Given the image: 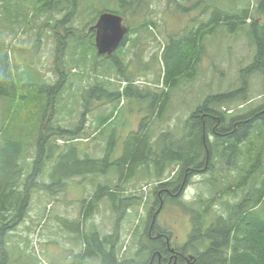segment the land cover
Listing matches in <instances>:
<instances>
[{
  "label": "rangeland",
  "instance_id": "1",
  "mask_svg": "<svg viewBox=\"0 0 264 264\" xmlns=\"http://www.w3.org/2000/svg\"><path fill=\"white\" fill-rule=\"evenodd\" d=\"M208 2L234 10L244 5L241 0H139L128 8L123 7L121 0H77L75 5L71 0H63L57 6L48 0H0V45L7 49L10 72L16 81L60 85V92L54 99L53 91L42 92L44 97L41 99L35 95L36 91H30L28 98L14 100L11 112H7L8 105H4L7 100L0 101V121L8 119L16 124L25 123L21 128L29 129V143L21 159L24 174L32 169L36 138L42 123L47 128L50 125L70 129L79 126L77 134L80 137L73 141L78 157L99 159L107 154L108 160L113 161L122 155L124 141L131 132L137 131L141 122H147L148 129L141 139L140 156L148 151L152 142L157 144L155 153L159 154V147L165 140H175L182 135L187 117L209 95L233 92L230 97L233 100L222 98L226 102L219 108L234 115L247 114L261 107L264 104V77L247 75V90L239 89L240 74L251 64L255 53L254 41L246 34L249 20L232 33H229L227 24L216 27L203 38L205 51L197 63L195 75L181 79L176 87L165 88L161 84L164 64L160 52L164 43L185 27H191L194 20L205 19L204 9L208 12ZM256 2L251 0L252 13ZM41 4L50 6L42 8ZM122 7L125 8L124 24H128L132 31L125 46L115 50L120 58V63H116L96 55L92 45L93 34L87 27L94 23L92 20L99 12L120 11ZM64 18H67L65 23ZM16 20L20 22L16 23ZM65 30H73L72 35L65 36ZM86 48L92 49L87 56ZM126 80H130L138 94L122 95L107 102L101 94L103 85L111 91H121ZM94 83L100 85L93 93L96 97L85 101L82 94ZM25 90L22 88L19 95ZM162 90L168 93V101L160 108L159 114V107L153 109L152 93L157 95ZM84 102L91 108L85 113L82 110ZM43 107H46L45 112ZM82 114L84 119L81 123ZM102 117L109 118L103 125L100 122ZM54 136L52 133L49 138L58 148H64L69 142L72 144L68 136ZM86 136L88 138L84 139ZM209 138L213 139L210 135ZM54 159L51 157L45 161L44 176L38 180H49L48 173ZM208 163L211 168L208 165L205 170L188 177L182 193L174 198V202H164L162 207L160 202L153 203V192L159 180L176 176L174 172L180 169L177 164L164 168L162 175L157 177L152 163L153 167H139L131 177L122 176V180H117L118 171L113 164L107 174L98 172L67 179L65 189L56 195L35 190L24 216L7 233V264H71L73 254L81 249L80 237L71 228L77 219L83 217L80 211L82 201L98 186L112 187L113 184L121 186V196H130L133 204L116 212L108 198L100 196L96 207L84 216V228L95 227L107 234L114 231L117 223L120 252L124 257H132L138 246L139 234L149 224L148 220H152L149 213L158 211L156 226L171 235L175 246L183 247L188 239L185 229L191 225L192 213L179 206L180 200L187 205L195 198H214L209 213L215 217L216 213L224 210L225 199L233 201L242 196L237 188L236 195L223 197L226 185L236 180L233 176L237 173L224 169L217 156ZM211 178L215 185L208 182ZM195 248L202 250L204 245L198 243ZM187 250L192 253V249ZM87 264L98 262L92 259Z\"/></svg>",
  "mask_w": 264,
  "mask_h": 264
},
{
  "label": "trees",
  "instance_id": "2",
  "mask_svg": "<svg viewBox=\"0 0 264 264\" xmlns=\"http://www.w3.org/2000/svg\"><path fill=\"white\" fill-rule=\"evenodd\" d=\"M48 1L50 4L57 6L63 0ZM121 1L123 7L127 6L128 8L131 7L134 1L139 2V0ZM241 1H244V5L237 10L224 9L217 6L216 3L208 2V12L204 9L203 16H205V19L194 20L191 27H185L178 34L169 37L160 52V58L164 64L161 84L165 88L176 87L181 79L190 74L195 75L197 63L205 51L202 41L208 33L224 24L229 25V33H232L236 29H240V25L247 20L249 21H247L246 34L252 42L254 41L255 53L251 64L240 74L241 84L239 89L244 90V92L247 90V75L258 74L264 77V0H257L253 13L251 12L253 7L251 0ZM75 3L77 4V0H71V4L75 5ZM43 5L41 4L40 7L47 8ZM123 7L120 11H103L117 13L124 20L125 8ZM5 9L8 11L7 8ZM17 12L18 10H15L18 15ZM101 12L92 21L95 22ZM66 21L67 18H64L63 22ZM17 22H20V20H16ZM91 26L87 28L92 35ZM126 26L127 32L117 49H122L125 46L128 35L132 31L128 24ZM64 33L65 36H71L73 30H65ZM62 40H59L61 44H63ZM91 50V48L90 50L85 49L86 56ZM95 53L98 56L120 63V58L116 56L115 51L111 55ZM10 65L7 49L1 48L0 45V101L7 100V103H4V105H8L7 112H11L14 100L28 98L30 91H36L35 95L39 99L44 97L42 92L53 91L54 96L52 99L56 97L55 94L58 91L60 92L59 83L56 85L18 83L10 72ZM126 81L127 83L121 91H111L103 85L101 94L107 102H112L119 96L122 97V95L138 94L133 90L134 86L130 80ZM99 87V83H94L86 89L82 94L84 100L87 101L88 98L94 97L95 94L93 93ZM22 88L27 89V91L25 90L19 95ZM244 95L246 97V94ZM152 96L153 109L159 107L160 114V108L168 101V93L162 90L157 95L152 93ZM232 96L233 92H228L206 97L203 103L198 105L185 120L184 131L179 138L165 140L159 147V154L157 155L155 153L158 150L157 144L152 142L148 147V151L144 154L145 156L143 155L144 157L140 156L138 150L140 149L141 139L146 136L147 122H141L137 131L128 135L124 141L122 155L113 161L108 160L107 154L99 159L89 158L88 156L78 157V150L73 146V141L80 137L77 134L79 126L70 129L59 125L56 127L50 125L47 128L42 123L36 138L32 169L27 175L24 174L21 159L25 156L29 143V129L21 128V126H25V123L22 125L16 124L13 120L8 119L0 121V264H7L9 259L6 251L7 233L24 216L26 205L35 190H44L49 195H56L65 189L69 181L67 179L98 172L107 174L109 173V167L113 164L117 167V180H120L122 176L131 177L139 167L147 168L155 165L156 170L154 171L158 177L159 174L162 175L164 168L169 167V165H179L177 168L180 169H177L176 176H179L180 180H170L171 178L159 180L153 192L155 196L153 203H158L157 192L159 190L170 187V185H175L174 187L178 188L180 183L187 181L182 179H188L191 174H194L196 168L202 167L204 160L207 161V167L209 165V168H211V164L208 162L214 160L216 156L218 160L223 162L224 169L237 173V176H233L236 177V180L226 185L223 197L236 195L237 188L242 192V196L236 201L225 199L223 202L225 205L224 210L216 213L215 217L210 216L209 213L210 204L214 201V198L208 200L195 198L190 200V204L187 205L180 202V200L178 202L179 206L183 207L184 211L192 213V233H190L189 241L184 249H192L193 264H264V104L247 114L234 115L227 113L226 109L221 110L219 108L226 101L233 100L230 99ZM224 97L228 99L226 101L225 99L222 100ZM82 106L83 113L91 109L90 106H87V102H84ZM42 110L45 112L46 107H43ZM103 118L100 121L101 125L109 119L104 118L103 121ZM83 119L82 114L81 123ZM14 124H16V127L13 126ZM16 128L17 131H14ZM52 133L59 137L68 136L72 144L67 143L64 148H58L50 141L49 136ZM163 134L169 135V133ZM209 135L213 137L212 140H210ZM87 138L88 136L84 137V139ZM51 157L55 158V162L48 173L49 180L45 183L38 180V178L44 176L45 161ZM152 163L154 164L152 165ZM211 180L212 178L208 182L215 185ZM174 181L176 184H172ZM121 191L122 187L118 184H113L112 187L109 185L98 186L91 196L82 201L80 211L83 217L77 219L75 226L71 228L80 237L81 249L77 254H73L71 264H87L88 260L92 259L96 260L98 264H148L149 253L158 248L155 245L156 243L146 235L150 220H148L149 224L144 226L143 233L139 234L138 246L132 257H124L120 252L121 246H119L117 223L114 231L107 234L101 233L95 227L84 228L83 220L86 219L84 216L96 207L100 196H106L116 212L120 209L123 210L124 206H131L133 198L130 196L122 197ZM173 200L174 198H169L164 201L174 202ZM152 214L149 213L148 217ZM198 243L199 245L203 244L204 249H196L195 246Z\"/></svg>",
  "mask_w": 264,
  "mask_h": 264
},
{
  "label": "flooded vegetation",
  "instance_id": "3",
  "mask_svg": "<svg viewBox=\"0 0 264 264\" xmlns=\"http://www.w3.org/2000/svg\"><path fill=\"white\" fill-rule=\"evenodd\" d=\"M91 30L93 31V43H92V45L95 49V52H97L96 48L94 46V32H95V30L94 29H91ZM202 165L203 166L201 168H196L194 174H191V176L201 172L202 170H205L207 167V161H204V163ZM175 174H176V172H174L173 175H175ZM170 178H169L170 180H180L179 176L178 177L176 176L174 178H173V176H171ZM182 180H187V179L184 178ZM184 183H185V181L180 183L178 188H175L174 187L175 185H173V186L164 188L161 191L159 190L157 192V197H158V200L160 202V207L163 205L164 200L169 199V198L170 199L171 198H177L179 196V194H181L183 191V187L185 185ZM172 184H176V182L174 181ZM179 190H180V192H179ZM157 214H158V211L155 212L154 214H152V216H151L152 220L150 221V224H149L147 231H146L147 237L149 239H151L152 241H154L155 243L157 242L155 245L158 246V248H155L151 253H149L148 264H193V261H194L193 256L194 255L190 251H188L187 248L184 249L187 242L189 241L190 233H192V221H191L190 227L188 226L185 229L186 235L188 234V239L185 241V244H183V247L179 248L173 244L171 235L169 233L160 230L156 226L155 218H156Z\"/></svg>",
  "mask_w": 264,
  "mask_h": 264
},
{
  "label": "water",
  "instance_id": "4",
  "mask_svg": "<svg viewBox=\"0 0 264 264\" xmlns=\"http://www.w3.org/2000/svg\"><path fill=\"white\" fill-rule=\"evenodd\" d=\"M91 29L95 30L94 45L97 53L101 55L113 53L127 32L123 17L110 11L101 12Z\"/></svg>",
  "mask_w": 264,
  "mask_h": 264
},
{
  "label": "bare ground",
  "instance_id": "5",
  "mask_svg": "<svg viewBox=\"0 0 264 264\" xmlns=\"http://www.w3.org/2000/svg\"><path fill=\"white\" fill-rule=\"evenodd\" d=\"M39 2V1H38ZM237 8V7H236ZM239 8V7H238ZM47 13V12H46ZM5 54V53H4ZM56 95V94H55ZM264 137V136H263ZM49 140V139H48ZM70 143V142H69ZM60 145V144H59ZM188 148H190V147H188ZM166 151V150H165ZM169 152V151H168ZM184 152V151H183ZM223 153V152H222ZM145 156V155H144ZM143 156V157H144ZM169 156V155H168ZM140 160H142V159H140ZM205 161V160H204ZM140 162V161H139ZM142 162H144L143 160H142ZM177 162V161H176ZM179 162V161H178ZM157 163V162H156ZM183 164V163H182ZM165 165V164H164ZM187 165V164H186ZM157 166V165H156ZM132 167V166H131ZM158 167V166H157ZM130 170V169H129ZM148 170V169H147ZM181 175V174H180ZM125 178V177H124ZM204 179V178H203ZM190 181V180H189ZM60 182V181H59ZM163 182V181H162ZM46 183V182H45ZM114 183V182H113ZM173 183V182H172ZM171 184V183H170ZM158 185V184H157ZM160 185V184H159ZM123 186V185H122ZM169 186V185H168ZM171 186V185H170ZM59 188V187H58ZM33 189H34V187H33ZM175 189V188H174ZM30 190V189H29ZM178 191V190H177ZM120 192V191H119ZM163 192V191H162ZM171 192V191H170ZM179 192H180V190H179ZM178 194V193H177ZM131 195V194H130ZM180 195V194H179ZM124 196V195H123ZM177 196V195H176ZM128 197V196H127ZM136 197V196H135ZM160 197V196H159ZM189 197V196H188ZM204 197V196H203ZM186 198V197H185ZM183 200V199H182ZM236 201V200H235ZM165 202V201H164ZM163 202V203H164ZM155 204V203H154ZM162 207V206H161ZM25 209V208H24ZM22 210V209H21ZM18 212H19V210H18ZM21 217V216H20ZM71 235V234H70ZM153 238V237H152ZM158 240V239H157ZM85 242V241H84ZM151 243V242H150ZM157 243V242H156ZM76 244V243H75ZM85 250V249H84ZM120 250V249H119ZM182 252V251H181ZM184 253V252H183ZM162 254V253H161ZM124 258V257H123ZM68 264H69V262H68Z\"/></svg>",
  "mask_w": 264,
  "mask_h": 264
}]
</instances>
